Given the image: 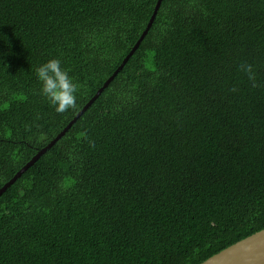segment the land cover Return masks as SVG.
I'll use <instances>...</instances> for the list:
<instances>
[{
  "label": "trees",
  "instance_id": "trees-1",
  "mask_svg": "<svg viewBox=\"0 0 264 264\" xmlns=\"http://www.w3.org/2000/svg\"><path fill=\"white\" fill-rule=\"evenodd\" d=\"M156 2L0 0V188ZM52 57L81 85L64 113ZM263 228L264 0H162L0 194V264H198Z\"/></svg>",
  "mask_w": 264,
  "mask_h": 264
},
{
  "label": "water",
  "instance_id": "water-1",
  "mask_svg": "<svg viewBox=\"0 0 264 264\" xmlns=\"http://www.w3.org/2000/svg\"><path fill=\"white\" fill-rule=\"evenodd\" d=\"M162 0H157L154 11L151 15V18L147 24V27L142 32L138 41L132 48L129 54L123 59V62L120 66L114 71V73L104 82L103 86H101L96 94L88 101V103L77 113V115L67 124V126L54 138L48 146L44 147L39 153H37L17 174L4 184L2 188H0V194L26 169L30 164H32L42 152H45L47 148L52 146L54 142L61 137V135L76 121V119L87 109V107L94 101V99L101 93L103 88L109 84L114 75L118 72L119 69L125 64L129 56L132 54L134 49L140 43V41L145 36L148 28L151 26L158 8L161 4ZM198 264H264V228L258 230L243 239L236 241L235 243L227 246L221 251L213 254L208 257L204 261Z\"/></svg>",
  "mask_w": 264,
  "mask_h": 264
},
{
  "label": "clouds",
  "instance_id": "clouds-1",
  "mask_svg": "<svg viewBox=\"0 0 264 264\" xmlns=\"http://www.w3.org/2000/svg\"><path fill=\"white\" fill-rule=\"evenodd\" d=\"M241 68L247 73L248 79L255 84L252 66L244 64ZM34 72L40 82L39 95L44 97L57 113H64L76 107L81 85L63 66L60 58L47 59L40 63Z\"/></svg>",
  "mask_w": 264,
  "mask_h": 264
}]
</instances>
